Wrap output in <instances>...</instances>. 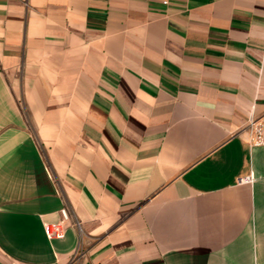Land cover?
I'll return each mask as SVG.
<instances>
[{
	"label": "crops",
	"instance_id": "0c3cea01",
	"mask_svg": "<svg viewBox=\"0 0 264 264\" xmlns=\"http://www.w3.org/2000/svg\"><path fill=\"white\" fill-rule=\"evenodd\" d=\"M167 1L0 0V264H264V0Z\"/></svg>",
	"mask_w": 264,
	"mask_h": 264
},
{
	"label": "built area",
	"instance_id": "2783aa9c",
	"mask_svg": "<svg viewBox=\"0 0 264 264\" xmlns=\"http://www.w3.org/2000/svg\"><path fill=\"white\" fill-rule=\"evenodd\" d=\"M163 4H168L167 0H163ZM247 140L250 146L264 147V119H259L251 115L247 123ZM240 182H251L252 177L242 178ZM67 220L64 210H61V221L56 223H44L43 229L48 239H61L64 236V227L62 221Z\"/></svg>",
	"mask_w": 264,
	"mask_h": 264
}]
</instances>
